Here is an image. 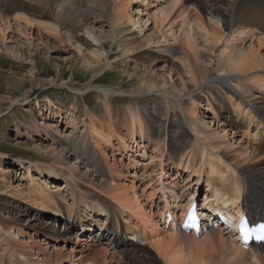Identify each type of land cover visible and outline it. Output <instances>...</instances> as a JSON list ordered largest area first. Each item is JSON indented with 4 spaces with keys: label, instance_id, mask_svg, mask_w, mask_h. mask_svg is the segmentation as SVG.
<instances>
[{
    "label": "rangeland",
    "instance_id": "obj_1",
    "mask_svg": "<svg viewBox=\"0 0 264 264\" xmlns=\"http://www.w3.org/2000/svg\"><path fill=\"white\" fill-rule=\"evenodd\" d=\"M158 1L150 0L148 8L144 10L142 5L147 4L144 0H130L127 10L131 18L129 22H132L133 30L140 36L138 41H150V50L163 37L171 40L169 31L163 24L155 29L151 20L146 23L148 16L158 14L161 6L174 0ZM185 2L193 8L192 11L201 13L202 8L196 4V0H184ZM27 7L19 11L24 19L19 21L11 18L12 12L0 11V29H3V32L0 31V244L6 245L10 241L7 232L13 230L17 233L18 241L32 239L42 247L46 244L55 246L57 252L61 250L64 254L72 248H78L75 240L77 236H81L80 233L74 234L76 227L71 224L75 222L68 217L66 211V205L72 201L71 196H67L66 202L59 203L61 214L58 217L48 211L45 204L36 200V195H32L34 181L41 186L53 185L55 187H50L51 190L60 189L64 192L67 189L64 178L54 179L46 172L38 174L29 168L33 165H45L51 169L61 167L71 174L72 179L76 176L77 180L73 179V182H76L87 197L92 198H99L100 195L91 189H101V182L113 181L130 185L133 181L136 192L146 204L145 208L153 212L156 218L163 206L159 194L162 180L160 182L158 178L161 173L163 181L175 182V186L186 190L185 192L198 191L202 203L205 202L206 175L201 177V183L193 185L196 173L189 175V170L182 168L183 162L178 167L175 165L179 161L175 158L178 151L169 145L173 142L184 152L190 147L189 143L183 145L185 141L179 138L170 142V137H183L178 121H184L187 129L195 125L200 135L205 136V126L214 124L219 116L226 115L224 107L219 106V96L211 100L207 94V82L195 87L192 98L195 106L191 107L186 100L187 96L180 100V104L169 103L165 94L179 96L183 93L181 80L184 84L191 83L189 77L185 76L186 71L175 62V55L159 57L148 52L146 57V52L142 51L129 55L128 58H114L115 52L112 51L107 60L103 57L108 45L94 52L93 46H86L80 39L70 38L66 34L55 36L56 30L50 34L53 29L51 19L40 16ZM38 7V13L43 11V5ZM41 15L48 14L44 12ZM174 17L175 13L172 18ZM25 21L30 24L25 25ZM7 24L10 26L6 29ZM178 27L179 25L174 29ZM103 28L105 31L109 30L107 26ZM44 30H48L49 34ZM257 35L264 37V32L259 31ZM216 50L215 47L212 54V51L205 49L201 53L202 60L208 62L211 55L214 60ZM85 59L91 62L90 67L84 62ZM150 74L154 87H149L151 85L146 83L150 80ZM191 84L187 85L188 89L192 87ZM99 88L111 89L116 93ZM226 96L229 97V94ZM227 108L228 105L225 109ZM129 110L137 112V116L143 119L142 133L145 138L141 141L137 128H134L133 134L127 131ZM234 119L237 120L235 117ZM157 124L166 125L168 131L165 141L152 130V126ZM235 127V146L241 139L247 146L257 148V142L252 139L255 135H251L255 134L254 127L248 131L244 125L238 124ZM101 134L108 136L109 141H103ZM119 137L125 140L124 145L119 142ZM191 138L185 139L191 141ZM224 138H220V141ZM157 140L159 146H155ZM83 142L87 143V147L80 149L78 157L76 143ZM63 149V159H56L54 156ZM239 149L238 146L233 147V152H229V155L237 157L234 154L240 153ZM260 154L264 156L263 153ZM258 156L260 155L248 158V164H253ZM209 197L211 196L207 195L206 198ZM48 206L52 208L51 205ZM30 217H35L31 221L33 226L29 224ZM121 222L122 219L119 218V224ZM88 225L87 222L80 229ZM101 233L97 231L96 235ZM90 244L92 249L89 257L95 256L104 245L98 240ZM36 247L33 246V251H36ZM108 248L111 252L112 249ZM143 249L146 264H162L152 251L146 250V247ZM55 254L56 252L52 253V258ZM116 254L112 256L108 253L104 261L103 258H97V264H124L121 256Z\"/></svg>",
    "mask_w": 264,
    "mask_h": 264
},
{
    "label": "bare ground",
    "instance_id": "obj_2",
    "mask_svg": "<svg viewBox=\"0 0 264 264\" xmlns=\"http://www.w3.org/2000/svg\"><path fill=\"white\" fill-rule=\"evenodd\" d=\"M156 1L159 2L152 0V2ZM196 1V4L202 8V14L199 11L197 13L192 11L193 8L187 5V2L184 3V0H174L167 3L166 6H161L159 15L148 16L146 23L151 20L150 23L155 29L158 25L163 24L171 36V40H166L163 37L160 41L155 42L151 50L149 49L151 42L138 41L140 36L133 30L132 22L131 24L129 22L131 18L127 10L130 0H0V11L12 12L11 18L14 21H19L23 19L19 11L28 6L38 15L51 19L53 29L50 34L56 30L55 36L66 34L70 38L80 39L86 46H93L92 51L94 52L99 51L98 49L101 47L104 49V46L108 45L109 48L103 57L107 60L110 59L112 51L115 52L114 58H128L129 55L142 51L146 52V57L148 52L159 57L160 55H175V62L186 71L185 76L189 77L192 84L189 82L184 84V81L181 80L180 86H182L183 93L179 96L165 94L169 103L180 104L182 103L180 100L187 96V102L191 107L195 106L192 99L193 93H195L194 89L207 82L205 87L208 89L207 94L211 100L215 96L217 98L219 96V106L224 109L226 105L229 106V108L223 109L226 115L221 114L222 116H219L214 124L205 126V136L200 135L195 125L187 129L184 121H178L183 137L182 135L170 137V142L173 141L172 139L179 138L185 141L183 145L186 146L189 143L190 147L184 152L177 144L170 143L169 146L178 151L177 156L174 157L179 161L175 165L178 167L183 162L182 168L189 170V175L196 173V182L193 185L201 183V177L206 175L204 180L207 189L204 194V196L206 195L204 197L206 204L211 206L216 204L220 209L225 210L239 209L241 206L244 211H248L246 212L250 218L256 220L262 217V213L258 209H264V156L260 154L261 152L264 155V79H262L264 78V37L257 35L259 31L264 32V0ZM144 3H147L142 5L146 10L150 0H144ZM40 5H43L41 8L44 9L38 13L36 8H40L38 7ZM44 12L48 15H41ZM174 13L175 17L172 18ZM25 23L27 22L25 21ZM37 23L39 24V21ZM47 24L46 26L49 25ZM177 25L179 27L174 29ZM9 26L10 24H7L6 29ZM46 26H44L45 29ZM103 26H107L109 30L105 31ZM0 31L3 32V29ZM44 31L49 34L48 30ZM220 46L222 47L218 50ZM215 47L218 50H216L217 53L214 52L215 59L212 60L213 55L210 54L208 62H204L201 53L206 49L212 51L213 54ZM84 62L89 64V67L92 65L87 59ZM151 76L152 74L146 83L151 85L149 87H154ZM189 84L192 85L190 89L187 88ZM99 89L116 93L111 89ZM218 93H222V96ZM226 94H229V97ZM129 111L128 117L126 116L127 131L133 134L134 128H137L141 141L145 138L142 133L143 119L137 116V112ZM177 118L179 120V117ZM238 124L244 125L246 131L255 128V134L251 135H255L252 139L258 145L257 148L253 146L251 148L246 145V142L239 139L237 146L241 152L235 153L234 155L237 157H233L229 155V152H233V147H237L233 143L236 134L233 130L237 128L235 126ZM152 130L158 136H162L161 138L165 141L168 131L166 125L157 124L155 127L152 126ZM100 136L103 141H109L108 136H102V134ZM219 137L225 138L221 142ZM185 138H191V141ZM118 140L122 145L125 144V140L121 137ZM84 143H76L78 147L76 146L75 149L78 157H80V149L87 147V143ZM157 145L158 140L155 141V146ZM63 147L65 146L63 145ZM192 148L196 150V153ZM64 150H60L59 154L54 157L62 160L65 156L63 155ZM257 155L260 156L255 162L251 165L248 164L247 159ZM91 159H93L92 156ZM29 168L38 174L49 173L54 179L64 178L67 188L64 192L60 189L51 190L50 187H55L53 185L43 184L44 186H41L34 181L32 195H36L38 198L36 200L45 204L48 211L58 217L61 214L59 203L66 202L67 196H71L72 201L66 205V211L68 217L75 222L74 234L80 233L81 236L80 238L77 236L75 240L78 248H72L64 254L61 250L57 252L55 246L46 244L42 247L32 239L25 242L18 241V239L16 240L17 233L10 230L7 232L10 241L6 245L0 244V264H97V258H103L104 261L108 253L112 256L118 253L124 264H146L144 247L146 250L152 251L162 264H264V244L261 243L247 250L242 249L236 241L237 235H234L232 231L236 223H233L230 228L223 225H219L216 229L208 228L205 233L200 235L178 231V228H173L172 222L168 225L165 216L167 211L173 216H177V210L181 207L180 215L183 216L189 200L198 203L202 201L198 191L185 192L186 190L177 188L175 182L163 181L162 173L158 174V178L160 182L162 180L159 190L163 206L159 217L156 218L153 212L145 208L146 204L142 202V198L136 192L133 181L130 185L113 181L101 182V189H91L100 195L99 198H92L87 197L76 182H73V179L77 180V177L74 176L72 179L71 174L65 172L61 167L51 169L45 165H33ZM190 185L191 182L188 186ZM207 195L211 196L210 199L206 198ZM153 196L152 192L151 197ZM148 201L150 202V199ZM48 205H51L52 208ZM200 213L205 216V212ZM102 217H105L104 224L107 219V224L111 225L112 234L110 236L104 232L96 235L98 230L92 223L101 222L100 218ZM119 218L125 224L122 227L124 231L137 236L141 246L131 240L129 242L121 236L118 229V225L121 226ZM34 220L35 217H30L29 224L33 226L31 221ZM129 220L130 224L127 223ZM87 222L89 225L80 229ZM70 228L72 229V227ZM17 230L20 231V228ZM95 240L102 241L104 245L95 256L89 257L92 249L90 243ZM35 245L37 249L33 251ZM108 247L112 249L111 252ZM14 248L17 250L15 251ZM50 249L56 252L55 258H52L53 252Z\"/></svg>",
    "mask_w": 264,
    "mask_h": 264
},
{
    "label": "snow or ice",
    "instance_id": "obj_3",
    "mask_svg": "<svg viewBox=\"0 0 264 264\" xmlns=\"http://www.w3.org/2000/svg\"><path fill=\"white\" fill-rule=\"evenodd\" d=\"M192 218L194 219V216H192ZM242 227H243V224H242ZM261 230L264 231V225H261ZM245 235H247V233H245ZM264 238V237H262Z\"/></svg>",
    "mask_w": 264,
    "mask_h": 264
}]
</instances>
